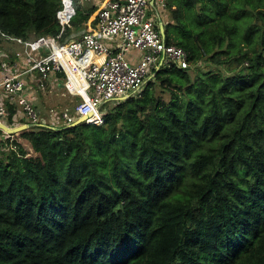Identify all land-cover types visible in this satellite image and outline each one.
I'll return each instance as SVG.
<instances>
[{
  "label": "trees",
  "instance_id": "trees-1",
  "mask_svg": "<svg viewBox=\"0 0 264 264\" xmlns=\"http://www.w3.org/2000/svg\"><path fill=\"white\" fill-rule=\"evenodd\" d=\"M61 7L0 0V42L57 36ZM97 9L77 4L63 40ZM160 19L194 66L157 70L102 125L31 126L33 155L1 152L0 264H264V0H167Z\"/></svg>",
  "mask_w": 264,
  "mask_h": 264
},
{
  "label": "built area",
  "instance_id": "built-area-1",
  "mask_svg": "<svg viewBox=\"0 0 264 264\" xmlns=\"http://www.w3.org/2000/svg\"><path fill=\"white\" fill-rule=\"evenodd\" d=\"M166 4L167 0H103L93 16L97 24H88L93 29L78 39L63 40L77 3L62 0L56 15L61 26L57 36L23 40L3 34L4 40L23 48L17 54L0 51V123L10 128L69 126L85 117L88 125H102L107 116L102 105L140 92L157 70L194 66L185 49L168 43L160 30V10ZM149 5H159L155 19L148 16ZM131 52L137 55L130 57ZM55 80L62 81L74 105L49 109L45 120L34 102V87L45 92ZM0 130L4 133L0 132V154L17 150L16 141L21 142L17 134Z\"/></svg>",
  "mask_w": 264,
  "mask_h": 264
},
{
  "label": "rangeland",
  "instance_id": "rangeland-1",
  "mask_svg": "<svg viewBox=\"0 0 264 264\" xmlns=\"http://www.w3.org/2000/svg\"><path fill=\"white\" fill-rule=\"evenodd\" d=\"M75 2L77 4L82 5L83 9H85V11H86L89 8L93 7V6H97V8H98V5H99V3L101 1L100 0H75ZM158 7H159V5H157V6L149 5L148 6V16L150 18L155 19L157 17V9H158ZM201 9H202V12H201ZM222 11L225 12L224 9L222 10L220 8H217L216 2L213 1V2H211L210 5H208V6L204 7V8H200V6H198L197 10H195V11L194 10H188V12H187L188 17H189L188 21L192 25V24L197 23L201 19H203V17L220 14ZM199 13H201V14H199ZM197 14H199L200 16H198ZM250 19H251L250 16H245L242 19L241 22L244 23L245 21L250 20ZM168 20H169V18H168ZM242 31H244L243 32L244 35L246 34V32L250 33L248 23L245 25V27H244V29ZM32 37H34V36H32ZM22 48H23V46L18 44V43H16V42L10 43V42H7L4 39H3L2 42H0V51L7 50L9 52V54H11V52L13 54L21 53ZM203 67L206 70L210 69L209 64H207V65L203 64ZM59 93H62V94L64 93L65 95L64 96L62 94H61L62 96L61 95L60 96L51 95V97H49V99H48V101L46 103V104H48V106L46 107L47 111H49V109H51V108L59 109V108H65V107H67V108H72L73 107L74 103H73V101H71L73 99V97L70 96V94L67 92V90L66 89L65 90H61V92H59ZM159 94H162V93L159 92ZM165 99L169 100L168 94H165ZM115 105H116V103H114V102H108V103L102 105L101 109H103V110H105V109L111 110ZM44 119L47 120V116L44 115ZM1 135H4V133H1ZM18 138H19V140L22 143L26 144L24 146H25V148H27L29 150V152H30L29 155H33V150L31 149V146L26 141H24V139L21 136L18 137Z\"/></svg>",
  "mask_w": 264,
  "mask_h": 264
},
{
  "label": "crops",
  "instance_id": "crops-1",
  "mask_svg": "<svg viewBox=\"0 0 264 264\" xmlns=\"http://www.w3.org/2000/svg\"><path fill=\"white\" fill-rule=\"evenodd\" d=\"M166 18H168V15L167 13L165 14ZM93 18V17H92ZM162 21V20H161ZM88 28L89 29H86V30H82L81 32L78 33V36H77V39L81 37V35L85 32V31H90L92 30L93 28L90 27L88 25ZM132 55H137V52H131L129 54L130 57H132ZM35 86V85H34ZM52 88L49 89L48 91H45V92H42V91H37V89L34 87V102L36 104V107L37 109L40 110L41 114L42 115H46L48 113L46 107L48 106L47 101L49 99V97H51V95H57V96H60L62 93H59L61 92V90H65L63 84H62V81L60 82H56L55 81H52ZM63 96L65 95L64 93L62 94ZM61 95V96H62ZM59 98V97H58ZM73 101V100H71ZM61 109V108H60Z\"/></svg>",
  "mask_w": 264,
  "mask_h": 264
},
{
  "label": "water",
  "instance_id": "water-1",
  "mask_svg": "<svg viewBox=\"0 0 264 264\" xmlns=\"http://www.w3.org/2000/svg\"><path fill=\"white\" fill-rule=\"evenodd\" d=\"M160 30L165 35V25H164L163 21L160 22ZM85 119H86L85 117L80 118L75 123L69 125L68 128L76 126V125L81 124V123H84ZM30 127H31L30 125L26 124V125L18 126L15 128H10L5 124L0 123V129L4 130L5 132H7L9 134H18L24 130L29 129Z\"/></svg>",
  "mask_w": 264,
  "mask_h": 264
},
{
  "label": "bare ground",
  "instance_id": "bare-ground-1",
  "mask_svg": "<svg viewBox=\"0 0 264 264\" xmlns=\"http://www.w3.org/2000/svg\"><path fill=\"white\" fill-rule=\"evenodd\" d=\"M80 78V77H79Z\"/></svg>",
  "mask_w": 264,
  "mask_h": 264
}]
</instances>
